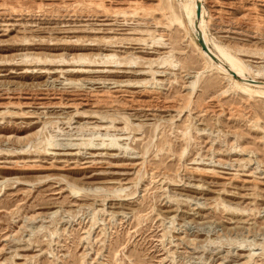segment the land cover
<instances>
[{
    "label": "rangeland",
    "instance_id": "374dc122",
    "mask_svg": "<svg viewBox=\"0 0 264 264\" xmlns=\"http://www.w3.org/2000/svg\"><path fill=\"white\" fill-rule=\"evenodd\" d=\"M189 2L0 0V264H264V97ZM202 4L264 82V0Z\"/></svg>",
    "mask_w": 264,
    "mask_h": 264
},
{
    "label": "bare ground",
    "instance_id": "6f19581e",
    "mask_svg": "<svg viewBox=\"0 0 264 264\" xmlns=\"http://www.w3.org/2000/svg\"><path fill=\"white\" fill-rule=\"evenodd\" d=\"M185 10L190 22L194 23L195 28L198 32V37L200 40V46H202L201 40L204 41L209 51L203 50L205 55H208L212 61L211 67H217L223 73L229 75L231 78L239 79V84L244 92L254 93L264 97V82L257 80L250 72V69L247 65L244 64L241 60L233 56L226 48L220 44H215L214 47H210L209 36L207 31V21L205 20V8L202 4V0H191L188 4L185 5ZM199 46V45H198ZM211 53L214 55H211ZM114 55H112L113 57ZM219 63V64H217ZM222 65V66H221ZM158 73V72H157ZM156 72H153L152 76H155ZM199 74L196 75V81L193 82V88H196L197 80ZM253 87V88H252ZM255 87V88H254ZM104 118V117H103ZM110 146H119L118 142L111 140L109 143ZM79 190V189H77ZM78 192V191H77ZM76 192V193H77ZM254 256V253H250L248 257L251 259Z\"/></svg>",
    "mask_w": 264,
    "mask_h": 264
},
{
    "label": "water",
    "instance_id": "95a60500",
    "mask_svg": "<svg viewBox=\"0 0 264 264\" xmlns=\"http://www.w3.org/2000/svg\"><path fill=\"white\" fill-rule=\"evenodd\" d=\"M201 43H202V46L204 47V49L207 50V51H209L208 47L206 46V44L204 43L203 40H201ZM211 55H213V54L211 53Z\"/></svg>",
    "mask_w": 264,
    "mask_h": 264
}]
</instances>
